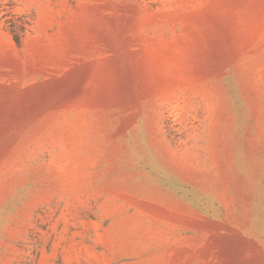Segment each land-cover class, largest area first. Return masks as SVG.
<instances>
[{
    "label": "rangeland",
    "instance_id": "374dc122",
    "mask_svg": "<svg viewBox=\"0 0 264 264\" xmlns=\"http://www.w3.org/2000/svg\"><path fill=\"white\" fill-rule=\"evenodd\" d=\"M0 264H264V0H0Z\"/></svg>",
    "mask_w": 264,
    "mask_h": 264
},
{
    "label": "trees",
    "instance_id": "16d2710c",
    "mask_svg": "<svg viewBox=\"0 0 264 264\" xmlns=\"http://www.w3.org/2000/svg\"><path fill=\"white\" fill-rule=\"evenodd\" d=\"M14 39H15L16 42L18 41V37L17 36H14Z\"/></svg>",
    "mask_w": 264,
    "mask_h": 264
}]
</instances>
